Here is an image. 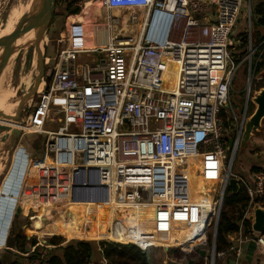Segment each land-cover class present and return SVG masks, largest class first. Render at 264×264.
<instances>
[{
	"label": "built area",
	"instance_id": "obj_1",
	"mask_svg": "<svg viewBox=\"0 0 264 264\" xmlns=\"http://www.w3.org/2000/svg\"><path fill=\"white\" fill-rule=\"evenodd\" d=\"M244 1H77L75 6L81 12L88 4L99 3L108 11L141 9L144 15H132L130 22L138 28L130 34L122 36L110 27L107 44L97 48L85 45L87 29L80 13L68 15L65 33L57 39L62 48L51 85L40 86L39 100L20 128L23 136H46L43 162L50 163L44 166L45 171L52 169L65 181L69 173L104 171L106 185L119 202L141 203L142 195H146L147 200L169 205L174 200L179 171H186L194 160L218 154L222 192L214 198V213L200 243L208 241L213 225L216 234L229 179L239 180L249 202L239 231L228 236L230 244L224 250L217 251L214 243L207 251V264H217L218 260L241 264L246 257L245 245L253 241L255 253L264 256V235L252 229L245 234V222H251L254 206H264V168L249 178L234 175L226 151L225 123L236 119L231 88L243 64L240 46L232 38ZM157 11L172 15L164 42L149 38ZM245 37L250 51L249 74L255 75L252 33ZM82 55H90L92 62H80ZM263 59L264 50L257 63ZM50 124L58 125L57 130L48 129ZM200 172L202 168L197 174ZM58 204L56 199L49 206L58 208ZM205 210L201 209L204 215ZM51 249L42 239L37 241L23 254L29 260L26 264H45ZM33 255L35 259H31Z\"/></svg>",
	"mask_w": 264,
	"mask_h": 264
},
{
	"label": "rangeland",
	"instance_id": "obj_2",
	"mask_svg": "<svg viewBox=\"0 0 264 264\" xmlns=\"http://www.w3.org/2000/svg\"><path fill=\"white\" fill-rule=\"evenodd\" d=\"M57 2H59V4L62 3L61 0H57ZM40 3L41 0H0V29L4 28L7 24V21H9L12 17L11 27L9 31L10 33L13 29H15L17 23L23 17L28 16L31 11L37 10ZM259 6L261 5H258L256 0H245L242 8V13L239 18L240 21L236 24L233 30L234 37L232 39L237 46H240L242 57H240L239 60L240 63H243L240 66L236 77L234 78L231 88L230 99L231 105L236 114V119L235 121L229 122L232 125L229 126L228 124V133L226 136L228 139L226 147L227 156L229 162H231V170L232 174L234 175L242 174L241 170H244L246 167L242 160V156L245 155L246 150L242 151L240 148L242 147L241 143L243 132L246 127V121L244 123V114L246 111V101L249 88H251V97H253L257 91L264 87V78H260V75L257 71L255 72V75L249 74V44L246 40H242L246 36V34L252 33L253 47L255 50V53L253 55V67H255L256 63L258 62L257 59L261 54V52L258 51V47L260 46L258 37L259 35H264V27L258 23L259 19L261 18L257 14ZM262 6L264 7V4ZM133 12L134 11L126 10L108 11L106 9H101L98 7L92 8V10L87 12L86 14H83L84 12H80V16L86 24L87 29V41H85V45L88 48H92V43L88 42V40L91 37L93 38L96 36H100V32L102 28H104V23L106 21L107 23L110 22L114 29V32L116 30L117 34H120L122 36L130 34L133 30L138 28L137 25H133L130 22V19L132 17V15L130 14ZM20 13H22L21 19L19 18ZM65 18V12L62 8L58 7V13L53 16L52 23L46 35L45 45L43 46L46 51V64L44 78L42 81V84H44L45 87H49L51 85V81L56 70L57 55L59 49L62 48L58 44L57 39L60 38V32L65 33ZM55 25V30L57 32H51L54 29ZM48 36L50 37V40H48ZM32 39L33 34L23 38L19 42V44L31 41ZM86 57L87 56H84L83 60H85V62H89L91 60V57ZM245 59L247 60V62H244ZM38 60V52L35 46H30L22 52H17L12 57L11 64H9L6 68V71L0 81V88H3L0 93V113H2V109H5L7 112L2 114L15 115L22 99L26 95L32 93L37 77L40 75V65L38 63ZM38 100L39 96L36 95L25 104L21 114L20 127L16 129H20L22 124L26 123L31 109L34 108ZM249 107L250 112H254L255 106L251 102L248 105V108ZM249 113L247 112V118L251 116H248ZM12 123L15 122L2 119L0 125H6L9 127ZM57 127L58 125L56 124H50L47 128L50 130H57ZM242 127H244V129L240 134V130ZM260 132H262V134L264 133V121L262 122V129ZM10 134L11 133L8 132V135ZM5 135L7 134H0V164H3L1 171L2 173H0V215L3 217V225H5V228L7 230H9L11 226L15 209L16 213L13 218L14 221L12 223V227L9 231L10 233L6 245L7 249H0V264H17L18 262L26 264L29 261L28 258L24 257V253L18 249L16 237L13 235L26 232V234L30 237V240L35 239L36 241H39L42 239L46 242V244H51L50 239H52L53 237L47 235L46 232L41 231V222L33 217L34 213L42 216L44 215V213L48 215L50 211L42 208V206H40L38 211H34V209L29 210L27 207L28 205L25 202L26 200L28 203L36 206L37 209V206L40 203L38 198L39 194H41V199L55 196L62 199L63 202L65 198H67L71 202L77 201L78 203H80L77 200L78 198H80V200L83 202L92 204L96 203L97 205L95 204L94 208L96 206L95 209L98 212L100 210V205L102 203H105L102 207L106 210L107 214H109L110 209L113 210V208L116 209L117 207L121 214V218H118V221H120L123 215L127 214L128 211L140 212L143 215L140 220L144 221V223L143 227H140V229H138V232L140 234H147L149 236L158 237L159 235H157L156 233L152 234L153 230L151 229V226L162 224L165 227V232L163 233L164 235L160 237L166 239L172 247V249H164L161 246V248L154 247L153 250L150 251L152 264H188L191 261H194V264H199L201 262L200 258H203V264H207L205 258L207 257V251H211L214 245L215 225H213L210 229V232L207 233L208 241H204L192 247L191 249L181 248V251H175V249H180L177 244L179 242L180 236L174 230L173 222L181 221V225L184 226L183 221H185L186 219H192V215L195 216L197 221H200L201 219H203V217H207V215L201 213V209L203 207L206 208L205 214L207 210L210 212V215L213 214L214 210H212V208L214 209L215 207L214 198L219 197L222 189L220 184L221 169L215 163L212 164V161L195 163L193 165H190L186 171H179L180 178H178V186L175 192L174 200L172 202L173 206L169 207V205H165L166 209L160 206L161 204H151V199L147 200L146 195H142L141 203L135 202V200H131L130 202H119L118 200H116V196H113V189L106 185L105 173L100 171H95L92 175L90 174V172L85 171H83L82 173L73 172L72 174L70 173L68 181H65V178L63 176L60 180L62 181L60 185V193L58 192L57 194L52 193L53 189H57L58 191V188H56L55 186L60 184V178L57 176V173H49V176H47L49 178L51 177L50 179H47L46 175L42 173L43 175L42 177H40V179L42 180H37L36 182H33L28 186L24 200V198L22 199L21 196V190H23L26 182L34 178L39 179V174L43 166L42 162L44 161L43 154L45 150L46 136L34 134H26L24 136L22 135V144L30 145L29 147L32 150H28V147L24 146L32 157L31 160L33 161L31 162L29 159H26L28 156L26 155L27 150L25 148L19 147L16 148V150L14 149L15 151L10 153V146L12 144L11 138L8 139V141H6L5 143L1 142V138H3ZM237 138H240L238 144L235 143ZM255 138L256 139H251V144H253L254 142H258V138ZM231 141L234 142L232 146H230ZM253 147L254 146H251V148ZM262 151H264V148H262ZM251 153H256L255 148L254 151H251ZM199 168H202V172L197 174V170ZM225 174L226 173H224V175ZM43 178L47 180H44ZM48 181L50 184L47 183ZM5 187L8 188V192H10L13 197L12 203H8L9 200L7 198L4 201H2L1 199V192ZM72 189L74 190L70 194V191ZM94 189H96V191L101 193L104 197V201H100L101 203H97L91 197V193ZM58 194L59 196H62L59 197ZM209 201L212 202L211 207L208 204ZM68 209L61 207L52 208L51 211L56 212V214H52V216H49L50 220L53 223L56 222V224H61V221L75 219V216H73V214L78 215L77 217H79L80 214L78 213L81 212L79 211V207H77L76 209L72 204V208ZM224 209L225 208L223 205L220 212V218L221 213ZM235 218L241 219L240 214L237 213ZM124 221L129 222V224L133 226L132 220L126 218ZM70 237L71 239L74 238L73 236ZM62 238L64 239V242L54 248V255L61 256L62 247H66L76 241L68 240L64 237ZM97 242L99 241H96V243ZM215 245L217 246V240ZM199 249L206 251L205 257L201 256V254L199 253ZM183 253L187 256L180 263L178 262V259L183 256ZM191 254H198L200 258L192 259L193 257L189 256ZM96 255L97 261L101 264H105L103 258L101 257L100 250H97ZM2 256L6 257L5 261L2 260ZM217 264L224 263L218 260Z\"/></svg>",
	"mask_w": 264,
	"mask_h": 264
},
{
	"label": "trees",
	"instance_id": "obj_3",
	"mask_svg": "<svg viewBox=\"0 0 264 264\" xmlns=\"http://www.w3.org/2000/svg\"><path fill=\"white\" fill-rule=\"evenodd\" d=\"M77 1L79 0L63 1L61 4L57 2L54 16L58 13V7L63 9V11L65 12V17H67L68 15L79 14L81 12V8L75 6ZM257 14L261 17L258 23L264 27V7L262 5L258 7ZM258 41L260 44L264 43V35H259ZM263 50L264 44L262 45L260 52H262ZM261 70H264L263 62L258 63L257 66V72L260 73ZM249 112L250 107L248 108V113ZM252 114L253 112L251 111L248 116ZM228 124L229 123H225V126L227 127ZM6 198L9 200L8 203H12L13 197L10 192H8L7 187L3 188L1 192L2 201H4ZM56 199H58L59 204L63 202L62 199L55 196L45 198L43 201L41 200L42 202L40 201V206L50 211L47 215L48 218L49 216H52L53 211H51L52 208H50V206L53 205ZM248 202L247 191L242 184L239 192L236 194H233L230 188L227 189L223 203L225 209L221 213V218L218 225L217 251L224 250L230 244L228 236L239 231V221L241 219H237L235 218V216L237 213H239L240 217L242 218L243 212L247 208ZM262 203L264 205V201H262ZM40 206L36 209V211H38ZM172 206V203L169 204V207ZM97 213L98 211L92 208L89 210L88 215L84 217L81 222H78L75 219L62 221L61 227L63 234L61 235L52 232H46L47 235H50L53 238L50 239L51 244L49 245L52 247V249L49 252L48 260L45 264H101L97 261V250H100L105 264H152L150 251L153 250L154 247H142L128 241L122 223L114 224L111 226H103L99 231L101 234L100 241L97 243L96 241H93L97 229ZM142 216L143 215L140 212L128 211L127 214L123 215L122 220H125L127 218L133 221L132 218L135 217L136 222L133 224L135 225V227L140 228L143 227L144 223V221L140 220ZM33 217L41 222L40 216L38 214L34 213ZM3 221V217L0 215V248H4L5 243L3 236L5 238L8 237L9 232L5 228V225H3ZM206 230L198 238L193 240L190 244L183 246L182 248L191 249L192 247L200 243L204 239ZM249 233H251V222L246 221L245 234L247 235ZM13 236L16 237L18 249L23 253H26L28 248L31 249L32 246L37 243L35 239L30 240V237L26 234V232H23L22 234L19 233ZM70 236L77 237L76 239H72L76 241L66 247H62L61 256L54 255V248L64 242V239L62 237L69 240ZM175 251H181V249H175ZM186 256L187 255L183 253V256L178 259V262L181 263L186 258ZM189 256H192V259L200 258L198 254H191ZM35 258L36 255H33L31 257V259ZM200 260L201 262L199 264H203V258H200Z\"/></svg>",
	"mask_w": 264,
	"mask_h": 264
},
{
	"label": "water",
	"instance_id": "obj_4",
	"mask_svg": "<svg viewBox=\"0 0 264 264\" xmlns=\"http://www.w3.org/2000/svg\"><path fill=\"white\" fill-rule=\"evenodd\" d=\"M57 0H41V3L37 10L31 11L28 16L23 17L16 25L14 31L0 39V81L2 79L3 74L6 71V68L9 64H11L12 57L17 52H22L30 46H35L38 52V63L40 65V75L37 77L36 83L34 85L33 91L31 94L26 95L19 104L17 109V113L15 115H6L0 113V119L11 120L17 123H20L21 114L24 109L25 104L32 98H34L38 94V90L42 85V81L45 73V58L46 51L43 46L45 45L46 35L49 31V27L52 23L53 16L56 9ZM160 17H163L164 20H160ZM172 15L164 12L157 11L154 13L151 29L149 31V38L164 42L167 38L168 32L171 27ZM30 32L36 33V41L32 45H20L17 46L18 41L29 34ZM244 37L242 40H245ZM264 63V59L262 61ZM260 63V62H259ZM258 63L254 68V72L257 71ZM260 78H264V70H261ZM252 103L255 106V110L253 114L247 118L245 123V129L243 132L242 138V147L240 148L242 151L246 150L250 143L251 139L255 137H259L262 135V122L264 121V88H261L259 91L255 93L253 97H251V88H249V92L247 95L246 101V111L249 103ZM245 111V112H246ZM8 132L11 133L8 135ZM0 134H7L3 138H1V142L5 143L8 139L11 138L12 144L10 146V153L16 150L18 144L21 143L23 137V133L21 129H13L6 125H0ZM233 141L230 142V146L233 145ZM15 149V150H14ZM230 188L233 194L239 192L241 186L239 180L235 177L229 179L228 184L224 189V197L226 195L227 189ZM70 202L67 204H58L57 207L69 208ZM69 210V209H68ZM53 215L56 212H52ZM41 220V231H54L56 228L53 225V222L47 217V215L40 216ZM251 221V229L254 233L264 235V207L257 203L252 210V216L250 218ZM218 235V227L215 234L214 243H216ZM246 250V260L248 262H252L256 252V244L255 241L245 245ZM202 257L206 256L205 250H199ZM188 264H194V261L189 262ZM231 264H234L231 262Z\"/></svg>",
	"mask_w": 264,
	"mask_h": 264
},
{
	"label": "crops",
	"instance_id": "obj_5",
	"mask_svg": "<svg viewBox=\"0 0 264 264\" xmlns=\"http://www.w3.org/2000/svg\"><path fill=\"white\" fill-rule=\"evenodd\" d=\"M256 1H257L258 5L259 4L260 5L264 4V0H256ZM133 14H135L139 18H141L144 15V11L141 10V9H137V10H134V12L131 13L130 15H133ZM104 24H107V21ZM55 29H56V25H55L54 29L51 32H57ZM48 40H50L49 36H48ZM84 56L91 57L90 55H82L81 58H80V62H82V63H91L92 62L91 58H90L91 60L89 62H85V60H83ZM257 138H258L257 139L258 142L257 143L254 142L253 144L250 143L249 147L246 149L245 155L242 156L243 163L246 165V167H245L244 170H241L242 174H240V175L237 174V176H241V177H244V178H249L250 175L254 172L255 169L264 168V151H262V148H264V133L261 135V137H257ZM254 139H256V138H254ZM24 146L28 147V150H31L30 147H29L30 145H28V144L24 145V144H22V142L20 144H18L16 148H19V147L25 148ZM251 146H254V147L251 148ZM254 148L256 150V153L252 154L251 151H254ZM28 150L26 151V153H27L26 155L28 156L26 159H29L32 162L33 160H31L32 157H31L30 153L28 152ZM199 163H203V162H199ZM252 169H254V170H252ZM255 171H258V170H255ZM48 176H49V174H48ZM37 180H42V179H40V177H39V179L38 178H34V179L29 180L28 182H26L23 190H21L22 199L24 198V200H25V195H26L28 186L31 183L36 182ZM47 183H49V181ZM58 189L60 190V188H58ZM61 196H59V197H61ZM38 198H39V201L44 199V198L41 199V194L38 195ZM65 199H67V198H65ZM25 202L28 205V206L27 205L26 206L28 207L29 210L30 209H34V211H36V206L32 205L31 203H28L26 200H25ZM41 202L39 203L37 208L40 206ZM73 203H78V202L74 201V202H72V204ZM78 204H80V203H78ZM18 205H20V204H18ZM18 205H17V207H18ZM75 208L77 209V207H75ZM79 208H80L79 211H81L80 213H78V214H80L79 217H77L78 215H74L73 213L72 214H73V216H75L74 218H75L76 221L81 222L82 219L84 217H86V211H85V209L83 207H79ZM15 213H16V209L14 210V215L12 217L11 226H10L8 231H10V229L12 227V223L14 221L13 218L15 216ZM206 215L210 216V214H206ZM135 222L136 221H134V220L132 221V223H135ZM183 222H184V226L181 225V221H174L173 222V228L176 231V233L180 236L179 242L177 243L178 247H183V246H185L187 244H190L193 240H195L201 234H203V232L207 228V225H198V224L195 225L194 223H192L191 219H190V223L187 221V219L185 221H183ZM61 223H62V221H61ZM118 223H122L128 241H130V242H132L134 244H137V245L142 246V247L153 246V247H157V248H161L162 247L164 249H172V247L170 246V243H168L167 240L164 239L163 237H160V236L164 235L163 233L165 232V227L162 224H159L160 226L159 225L155 226L156 229L153 230L152 234L156 233L159 236L158 237H154V236H149L147 234H140L138 232V229H140L139 227H135L134 224H133V226H131L129 224V222H126V221H124L122 219L119 222L114 223V224H118ZM54 224L61 226V224H56V222ZM114 224H111V225H114ZM111 225H105V226H111ZM160 227L163 228V230H164L163 233H159L158 232L157 229H159ZM61 232H62L61 234H63L62 227H61ZM9 233L10 232H8V236H9ZM146 233H149V232H146ZM73 237H74L73 239L77 238L75 236H73ZM3 239H4V243H5L4 248L7 249L6 245H7L8 237L5 238L3 236ZM100 239H101V234H100V232H98V234L97 233L95 234V238L93 239V241H100ZM69 240H72L71 237L69 238ZM101 257H102V255H101ZM1 258L4 261L6 260L5 256H2ZM18 263L20 264L21 262H18ZM241 264H264V256L258 255L257 253H255L254 259H253V261L251 263L248 262L246 260V257H245V259L241 262Z\"/></svg>",
	"mask_w": 264,
	"mask_h": 264
},
{
	"label": "bare ground",
	"instance_id": "obj_6",
	"mask_svg": "<svg viewBox=\"0 0 264 264\" xmlns=\"http://www.w3.org/2000/svg\"><path fill=\"white\" fill-rule=\"evenodd\" d=\"M96 7H98V8H101V5L99 4V3H93V4H88L87 5V7H86V9L84 10V13L83 14H86L87 12H89V11H91L92 10V8H96ZM102 9V8H101ZM21 17H22V13H20V19H21ZM11 20H12V17H11V19L9 20V21H7V24H6V26L4 27V28H2V29H0V39H2L3 37H5V36H7V35H9V34H11L13 31H14V29L9 33V31H10V27H11ZM110 27H112V25L110 24V23H107V24H105L104 25V28H102V30H101V32H100V36H96V37H91L89 40H88V42H91L92 43V48H97V47H103V46H105L106 44H107V42H108V37L110 36V34H111V31H110ZM114 30V29H113ZM115 32H116V30H115ZM33 34V39L31 40V41H28V42H24V43H22V44H19V42L23 39V38H25V37H27V36H29V35H32ZM35 41H36V33H34V32H30L29 34H27V35H25L24 37H22L19 41H18V44H17V46H20V45H24V44H28V45H32V44H34L35 43ZM3 90V88L1 87L0 88V93H1V91ZM3 111H2V113H6L7 111L5 110V109H2ZM2 121V119H0V122ZM10 128H13V129H16V128H18V127H20V123H17V122H15V123H12L10 126H9ZM206 161H212V164L213 163H215L220 169H221V165H222V162H221V159H220V156L218 155V154H216V153H213V154H210V155H208V156H206L205 158H203V160L202 159H197V160H194V161H192V163H199V162H206ZM50 162H49V160H46L45 162H43V166H42V169H41V171H40V174H39V177H42V173H46L47 175L49 174V173H51V172H55V171H53L52 169H48L47 171H45V165H47V164H49ZM2 165L3 164H0V173H2L1 171H2ZM97 171H100V170H97ZM100 172H103V173H105V175H106V172H104V171H100ZM56 173V172H55ZM69 175H70V173H69ZM58 176V175H57ZM59 182H60V184H58L57 186H55L56 188H60V185H61V182L62 181H60V179H59ZM93 189V188H92ZM73 190L74 189H72L71 191H70V194L73 192ZM60 193V190L58 189V191H57V189H53V191H52V193H54V194H57V193ZM51 193V192H50ZM113 193V192H112ZM59 195V194H58ZM49 196V195H48ZM113 196L115 197L116 196V194L115 193H113ZM91 197L93 198V200L94 201H96L97 203H101L100 201H104V197L102 196V194L101 193H99L98 191H96V189H94L93 191H92V193H91ZM106 197V196H105ZM79 202H80V204H78V203H73V206H75V207H83L84 209H85V211H86V216L88 215V213H89V208H91V207H93L94 208V205L96 204V203H88V202H83V201H81L80 200V198H78L77 199ZM152 201V200H151ZM67 202H71L70 200H68V199H65L64 200V202L62 203V204H67ZM105 203H102L101 205H100V210H99V212H98V221H97V224H96V233L98 234V232L100 231V229L103 227V226H105V225H111V224H114V223H117V222H119L118 221V218H121V214H120V212H119V209L116 207V209H114L113 208V210H109V214H107L106 213V210L105 209H103V205H104ZM114 204H115V202H114ZM113 204V205H114ZM151 204H153V205H159L156 201H152L151 202ZM208 204L210 205V207H211V205H212V202L211 201H209L208 202ZM97 205V204H96ZM160 206H162L164 209H166V206H165V204L163 203V204H161ZM215 206V205H214ZM209 207V208H210ZM69 208L71 209L72 208V202H71V204H69ZM95 208H96V206H95ZM94 208V209H95ZM92 209V208H91ZM97 209H99V208H97ZM212 210H214L213 208H212ZM194 213V212H193ZM210 212L207 210L206 211V214H209ZM214 213V212H213ZM44 215H46V214H44ZM191 216V215H190ZM48 217V216H47ZM192 217V223H194L195 225L196 224H198V225H207V221H209L210 220V216H208V217H203V219H201L200 221H197L196 220V218H195V216L194 215H192L191 216ZM50 219V218H49ZM134 221L136 220V218L135 217H133L132 218ZM187 221L190 223V219H187ZM53 225L55 226V230L54 231H45V232H52V233H56V234H61L62 232H61V226L60 225H55L54 223H53ZM151 229L152 230H154V229H156V227L155 226H151ZM158 230V232L159 233H163L164 232V230H163V228L162 227H160L159 229H157Z\"/></svg>",
	"mask_w": 264,
	"mask_h": 264
}]
</instances>
